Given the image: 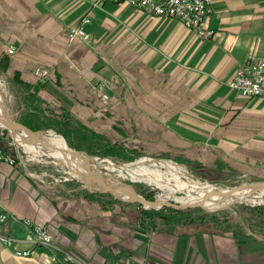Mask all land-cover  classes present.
Returning a JSON list of instances; mask_svg holds the SVG:
<instances>
[{
    "label": "crops",
    "instance_id": "obj_1",
    "mask_svg": "<svg viewBox=\"0 0 264 264\" xmlns=\"http://www.w3.org/2000/svg\"><path fill=\"white\" fill-rule=\"evenodd\" d=\"M210 8L214 34L201 38L174 17L123 2L0 0V75L10 91L0 125L36 115L110 141L115 132L129 148L201 168H258L264 98L242 97L227 81L247 54L264 57V0H211ZM85 16L90 40L68 43V28ZM0 208L8 216L0 264H51L24 218L87 264H264V232L253 227L149 218L103 195L49 190L18 165L0 166Z\"/></svg>",
    "mask_w": 264,
    "mask_h": 264
},
{
    "label": "rangeland",
    "instance_id": "obj_2",
    "mask_svg": "<svg viewBox=\"0 0 264 264\" xmlns=\"http://www.w3.org/2000/svg\"><path fill=\"white\" fill-rule=\"evenodd\" d=\"M66 38L68 43L74 40H69L67 35ZM10 46L13 45H7L5 50L8 55H12L15 51L14 50L12 53H8ZM36 77L39 83L46 82L45 79H41L38 76ZM0 84H2L0 85V92L2 94H4V90L7 92L4 96L0 97V101L2 103L4 102L6 106L10 91L6 85L7 83L5 84L1 75ZM105 111L112 114L109 109H106ZM7 118H9L12 123L16 122L27 125L29 127V131L33 133L42 132L47 136L51 135V133L57 134L63 138L69 150L83 153L87 157L91 158V164H95L97 166L98 174L102 178L117 177V179L121 182L117 183V185L115 184L116 187L131 193L134 191L139 194L140 197L142 196V198L150 201L157 200L158 195L162 194V190L154 184H148L146 180L140 178L132 180L129 174L130 172H127L125 176H120L119 170H128L125 169L124 165L130 164V169L135 168L136 165H133L132 163L145 157L149 160L155 161V165L151 166L150 161H148L149 163H146V166H151L152 169L156 168L159 172H166L165 166H162L161 163L164 164L169 160L176 165L185 167L186 176L200 182H207L221 187H236L241 184L264 182V163L256 169L252 165L248 164H241L240 167H226L225 169V163H223V169H208L206 167L201 168L190 161H186L185 159L168 157L162 153L149 155L136 150L137 148H129L121 141L115 139L116 135L114 131V139L110 141L106 138L104 139L102 137L90 135L88 131H85L81 126H77L74 123L72 125L58 126L55 121H44L40 118V116L38 117L36 115H28L24 117L22 115H18L17 119H11L9 116H7ZM6 127L4 125H0V135H2L0 138V144L5 145L9 149L5 151L13 156L14 163L10 165H18L22 169H25L26 174L30 178L49 190L57 192L69 187L70 189L81 192L82 194L95 193L96 195H103L116 202L126 203L136 207V210L140 215H142V210L157 211L161 207H171L169 205H163L161 207H146L145 205L143 206L142 203L133 200V197L122 196V194H115L113 191L105 190L101 188L96 181L91 179L87 180L74 174L69 165L65 164L63 161L60 162L56 160V158L50 154V150L47 146L41 145V148L37 147V149H39L37 152H33L31 149L24 147L22 144L17 142L14 131L12 132ZM17 130L20 131L19 129ZM83 131H85V133H83ZM108 160L112 162L114 167L113 170L104 166ZM174 196L179 197L184 196V194L181 192L168 193L166 202L178 204L179 202L173 199ZM255 200L256 201L253 203L248 201H232L233 203L230 202L225 206L214 210L204 209L199 204L186 206L182 209L174 207L171 208L180 211V214L177 217L185 218L189 215H200L206 217L205 219H209L210 217H219L222 220H225V223L234 228L252 229L251 227H253L258 231L264 232V217L262 218L257 216L255 213V208L257 206H264V195H262L261 200Z\"/></svg>",
    "mask_w": 264,
    "mask_h": 264
},
{
    "label": "bare ground",
    "instance_id": "obj_3",
    "mask_svg": "<svg viewBox=\"0 0 264 264\" xmlns=\"http://www.w3.org/2000/svg\"><path fill=\"white\" fill-rule=\"evenodd\" d=\"M99 1H107V0H99ZM114 2L126 3L125 1H114ZM159 16H165V15H159ZM167 17H170V16H167ZM85 23L87 22H84L83 24L79 23L77 25L70 26L67 30V36H69V32L71 31V29L76 28V27H81L88 34L87 41H89L91 36H90V33L84 28ZM75 39H80V38L76 37ZM87 41H84V42H87ZM14 50H15V47H14ZM44 69L47 71V77L45 78L46 80L49 78V73L46 68ZM3 92L4 94L0 92V97L6 94V90H4ZM0 115L3 116V113L1 110H0ZM11 124L12 125H9V127L15 126L13 131L15 133L17 142L22 144L24 147L31 149L33 152L34 151L37 152L39 151L37 147L41 148V145L47 146L50 150V154L54 156L56 160L60 162L63 161L65 164L69 165L72 169V172L78 175L79 177L85 178L87 180L89 179L94 180L98 183V185L101 188L105 190L113 191L115 192V194L117 193V194H122V196L133 197L132 198L133 200H137L136 198L142 199V196L140 197V195L139 194L137 195L136 192L134 191L133 193H131L128 191H124L120 189L119 187H116L115 184L117 185V183L121 182L117 179V177L102 178L98 174L97 166L95 164H91V161H92L91 158L87 157L83 153H79L74 150L73 151L69 150L63 138L58 136L57 134L51 133V135H48V136L43 134L42 132L35 134L33 132H30L28 128L19 129V127L14 122L13 123L11 122ZM17 129H19L20 131H18ZM33 136L35 138H33ZM44 143H47V144H44ZM148 161H150L151 166L155 165V161L149 160L144 157L132 163L133 165L134 164L136 165L135 168L130 169L129 168L130 164H129V165H124L125 169H128V170H125V171L119 170L120 176L122 175L125 176L127 172L128 173L130 172L129 174L132 180L140 178V179L146 180L148 184L156 185L158 188H160V190H162V194L158 195L157 200L151 201L149 203L142 202V205L143 206L145 205L146 207H156V206H159L161 203H167L166 197L168 193H175V192H181L184 194V196H179V197L174 196L173 199L175 201L183 205H186V206H192V205L199 204L201 207L207 210H210V209L214 210V209L220 208L232 201H248L250 203H253L254 201H256L255 199L261 200L262 195H264V183L256 182V183H250V184H241L236 187H221V186L209 184L207 182H200L198 180H194L186 176L185 167L176 165L175 163H172L169 160L166 162L164 161L165 162L164 164L161 163L162 166L163 165L165 166L166 172H163V171L159 172L158 169L156 168L152 169L151 166L150 167L146 166V163H149ZM104 166L110 170H113L114 168L112 165V162L109 160L106 162V164H104ZM189 203H192V204H189ZM24 219H27V218H24ZM30 221L32 222V224L38 225L42 227L43 229H46L44 226L40 224L33 223L32 220ZM0 223H4V222H0ZM4 240L6 244L11 243V238L9 237L4 238ZM6 240H8V242H6ZM34 241H35V237H34ZM44 249H47V248H44ZM47 250L49 251V254H50L51 252L50 249H47ZM17 251H21V250H17ZM17 251H15V254H17L16 253ZM61 251H65V250L59 247L57 251L58 254H60ZM65 252H68V251H65ZM79 260L82 261L84 264H87L85 261L81 259Z\"/></svg>",
    "mask_w": 264,
    "mask_h": 264
},
{
    "label": "built area",
    "instance_id": "obj_4",
    "mask_svg": "<svg viewBox=\"0 0 264 264\" xmlns=\"http://www.w3.org/2000/svg\"><path fill=\"white\" fill-rule=\"evenodd\" d=\"M125 1L128 5L144 9L155 15H165L178 19L183 26L193 30L201 38H209L214 30L206 26L207 17L211 11V0H110ZM89 17L82 18L81 23L88 22ZM79 37L83 41L88 40V34L81 28L76 27L69 32L68 39ZM14 47L10 46L8 53H12ZM41 79L47 77L44 68L35 70ZM229 88L237 91L239 95L246 98H264V57L254 53L246 55L244 62L236 69L227 81ZM13 164V156L0 146V165ZM8 216L0 208V222H5ZM23 223L30 229L35 241L44 249H50L48 261L52 264H84L72 254L61 251L58 254V246L53 242L50 233L38 225L32 224L29 219H23ZM5 242V240H4ZM8 242V240H6ZM19 255H28L29 251H17Z\"/></svg>",
    "mask_w": 264,
    "mask_h": 264
},
{
    "label": "trees",
    "instance_id": "obj_5",
    "mask_svg": "<svg viewBox=\"0 0 264 264\" xmlns=\"http://www.w3.org/2000/svg\"><path fill=\"white\" fill-rule=\"evenodd\" d=\"M0 146L4 149V150H9L5 145L0 144ZM255 213L257 216L260 217H264V206L260 205L257 206L255 208ZM142 215H145L147 217H153L156 216V218L162 220V221H172L175 218H178L177 216L180 214L179 210L176 209H172L171 207H161L159 210L155 211V210H142L141 211ZM206 217L203 216H197V215H189L188 217H185L184 220L185 221H200L202 222V220H204ZM209 220H211L212 222H216L219 220H222L219 217H210ZM227 220V219H226ZM224 222H226L225 220H223Z\"/></svg>",
    "mask_w": 264,
    "mask_h": 264
},
{
    "label": "water",
    "instance_id": "obj_6",
    "mask_svg": "<svg viewBox=\"0 0 264 264\" xmlns=\"http://www.w3.org/2000/svg\"><path fill=\"white\" fill-rule=\"evenodd\" d=\"M16 123V122H15ZM16 125L19 127V129L20 128H29V127H27L26 125H24V124H21V123H16ZM6 127V126H5ZM6 128H8L10 131H12L13 132V130H14V127L13 126H10L9 127V125L6 127ZM1 136L2 135H0V138H1ZM33 138H35L34 136H33ZM3 141V140H2ZM44 144H47V143H44ZM261 183H264V182H261ZM137 194V193H136ZM138 195V194H137ZM135 201H137V202H139V203H142V202H147V203H149V202H151L150 200H147V199H144V198H142V199H137V200H135ZM163 205H169V206H171V207H174V208H179V209H182V208H185L186 207V205H183V204H181V203H179V204H173V203H169V202H167V203H161L159 206H157V207H161V206H163Z\"/></svg>",
    "mask_w": 264,
    "mask_h": 264
}]
</instances>
